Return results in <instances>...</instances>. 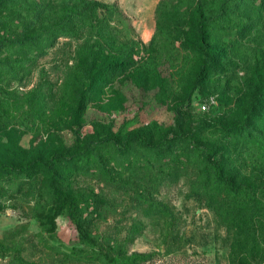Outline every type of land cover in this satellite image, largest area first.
Masks as SVG:
<instances>
[{"label":"rangeland","instance_id":"rangeland-1","mask_svg":"<svg viewBox=\"0 0 264 264\" xmlns=\"http://www.w3.org/2000/svg\"><path fill=\"white\" fill-rule=\"evenodd\" d=\"M90 1L0 2V264H264V0Z\"/></svg>","mask_w":264,"mask_h":264},{"label":"trees","instance_id":"trees-1","mask_svg":"<svg viewBox=\"0 0 264 264\" xmlns=\"http://www.w3.org/2000/svg\"><path fill=\"white\" fill-rule=\"evenodd\" d=\"M1 1L2 0H0V2ZM229 1L230 0H227L224 4H222L219 10L216 11V13H224L227 4H229ZM104 6L105 3L100 2L98 0H92L86 3L85 9L99 10ZM197 13L199 18L198 32H201L203 30V27L206 24H209V22L205 20L206 17L204 16L202 7H200ZM204 53L206 54V56H210L208 50H205ZM2 132H0V178H3L8 174H14L19 176L24 174L33 175L36 171L39 174L48 175L49 178H52V180L54 179V175H58L60 160L59 153H55L49 160H46L44 158H37L35 160L28 161L25 157L27 149L23 145H21L20 137H17L16 139L13 136L11 137L6 133ZM33 182L36 186L39 184V180L34 179ZM54 182L56 181H51V184Z\"/></svg>","mask_w":264,"mask_h":264}]
</instances>
